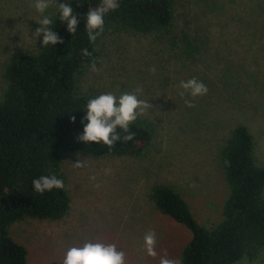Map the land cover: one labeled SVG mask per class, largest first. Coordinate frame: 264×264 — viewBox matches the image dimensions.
Instances as JSON below:
<instances>
[{"label": "rangeland", "instance_id": "rangeland-1", "mask_svg": "<svg viewBox=\"0 0 264 264\" xmlns=\"http://www.w3.org/2000/svg\"><path fill=\"white\" fill-rule=\"evenodd\" d=\"M34 2L0 0V93L3 65L37 52V21L58 8L41 14ZM95 47L99 71L85 67L76 77L77 91L118 97L142 88L139 98L152 108L136 121L148 128L150 144L140 158L64 154L66 215L17 221L8 233L24 247L25 264H62L69 247L86 241L115 243L127 264H159L165 252L180 260L189 232L160 214L147 195L155 185L167 186L198 224L218 222L226 196L218 154L237 125L251 135L255 160L264 166V0H175L168 32L142 35L108 27ZM192 77L208 92L182 98L177 85ZM186 99L195 106L187 107ZM148 230L157 234L155 258L143 251ZM236 264H264V256Z\"/></svg>", "mask_w": 264, "mask_h": 264}, {"label": "trees", "instance_id": "trees-1", "mask_svg": "<svg viewBox=\"0 0 264 264\" xmlns=\"http://www.w3.org/2000/svg\"><path fill=\"white\" fill-rule=\"evenodd\" d=\"M65 3L78 13L76 32L67 31L57 8L49 27L64 44L45 48L41 44L36 53L18 54L1 72L0 264L26 263L24 247L8 233L11 224L24 219L59 220L67 213L66 188L39 194L33 179L55 174L64 181L60 167L66 153L140 158L151 140L148 128L137 121L129 126L134 139L118 141L111 149L77 139L87 123V101L95 97L77 91L76 77L91 62L81 49L87 48L99 61L95 43L87 37L85 16L102 0ZM174 12L175 0H119V7L104 17L105 30L165 33L172 27ZM218 167L226 196L215 224H198L185 201L167 186L155 185L148 192L153 207L190 234L180 253L181 264H236L242 259L254 263L264 256V166L256 162L252 138L244 126L229 132L219 150Z\"/></svg>", "mask_w": 264, "mask_h": 264}, {"label": "clouds", "instance_id": "clouds-1", "mask_svg": "<svg viewBox=\"0 0 264 264\" xmlns=\"http://www.w3.org/2000/svg\"><path fill=\"white\" fill-rule=\"evenodd\" d=\"M80 3V0H77ZM51 6H58L59 19L66 24L67 31L74 34L79 23L78 13L74 12L73 7L68 3H60L59 0H35L32 7L37 12L43 14ZM119 7V0H102L97 8H89L86 16V33L90 43L94 44L99 36L105 30L104 17L110 11H115ZM37 23L40 25L35 30L34 36L40 37L43 34L42 46L45 48L49 44H64L63 38L53 31L49 26L53 23L50 16H43ZM81 53L85 57L90 58L89 67L91 71H99L96 67L98 59L93 57L92 52L87 48L81 49ZM150 71L155 73L153 67ZM179 95L183 98L186 95L193 99L198 96L206 95L207 86L196 77H192L186 81L181 80L177 85ZM143 91L138 87L134 92H123L118 97L113 93H104L96 97L90 98L86 104V112L84 120L87 123L83 127V132L77 139L84 143L95 142L103 143L111 149L116 142H128L134 139L135 133L130 131L129 126L134 123L139 116L152 108L148 100L139 98V93ZM185 105L189 108L194 107L192 100H185ZM75 121V117H72ZM83 122V121H82ZM118 129L124 135L121 136ZM227 163V162H226ZM76 167H83V163H75ZM95 179V177H92ZM32 186L35 192L43 194L45 191L55 189H63L64 181L52 174L42 175L33 179ZM157 234L154 230H148L143 236V251L150 257L155 258ZM62 264H127L125 252L119 250L115 243H103L99 241H86L82 245L72 246L67 249L64 254ZM159 264H181V261L175 258H169L167 252L159 259Z\"/></svg>", "mask_w": 264, "mask_h": 264}]
</instances>
